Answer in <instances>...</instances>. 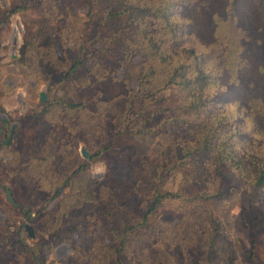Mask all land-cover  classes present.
<instances>
[{
	"label": "rangeland",
	"instance_id": "obj_1",
	"mask_svg": "<svg viewBox=\"0 0 264 264\" xmlns=\"http://www.w3.org/2000/svg\"><path fill=\"white\" fill-rule=\"evenodd\" d=\"M17 1L0 0V264H133L122 256L117 262L110 255L112 252H108L107 248L115 242L110 243L104 227L90 218L92 214L98 216L96 207L83 203L64 215L62 207L57 226L52 223L51 213L67 194L68 187L62 190V196L44 205V212L36 215L40 204L31 193L36 177L32 159L47 155L49 142L62 155H67L70 149L67 132L53 120L57 107L52 103L64 96L70 84L94 114L81 121L85 128L74 151L88 163L87 174L92 179L106 185L119 203L138 213L152 196L151 174L159 163L164 142L153 135L130 134L143 118L135 114L137 103L129 110L125 101L135 93L157 92L168 100V105L174 93L170 87H164V82L178 62H160L150 55L140 37L143 24L115 32L108 30L103 21L107 0H54L57 8L49 20L37 7L22 14H9ZM134 1L152 10L163 7L164 2ZM199 1L178 15L179 19L191 21L189 29L194 40L188 45L208 53L202 61L206 68L213 67L211 71L219 84L224 85L230 76L224 65L228 47L216 48L219 61L209 60L214 50L211 42H216L212 39V15L232 13L240 29L239 48L234 49L232 57L237 59L238 71L242 72L236 71L234 76L241 78L240 85L246 82L249 91L264 99V30L255 0ZM75 21L78 24L71 26ZM148 30L160 36L157 21H150ZM160 46L166 51L164 42ZM75 59L81 65L69 79L80 81L90 74L96 80L94 87L101 92L100 106L91 102L87 93L73 88L71 81L58 82ZM45 61L48 63L44 64ZM54 69L60 72L54 74ZM39 93L45 95L44 102L39 101ZM220 97L227 105L234 101L243 104L238 86L228 85L220 91ZM101 118L104 135L114 140V147L107 151L100 150L98 140ZM256 121L260 131H264V120ZM13 125V133L5 145ZM81 147L89 155L87 160L79 154ZM161 187L170 193L180 190L182 194L164 202L148 218V226L164 239L166 264H203L211 230L216 224L212 264H225L229 255L232 264H264L261 195L246 186L226 165L218 173L206 171L198 176L185 167L173 169L163 177ZM5 192L10 194L15 206L6 200ZM198 194L214 196L201 200ZM46 223L49 230L43 228ZM24 225L31 227L32 239L27 237Z\"/></svg>",
	"mask_w": 264,
	"mask_h": 264
},
{
	"label": "trees",
	"instance_id": "obj_2",
	"mask_svg": "<svg viewBox=\"0 0 264 264\" xmlns=\"http://www.w3.org/2000/svg\"><path fill=\"white\" fill-rule=\"evenodd\" d=\"M200 2L164 0L163 7L152 10L134 0H107L103 21L108 30L115 32L143 24L144 27L139 30L140 37L150 55L160 62H178L169 71L164 82V87H170L174 93L168 105V100L157 92L135 93L125 101L129 110L137 103L139 107L135 114L143 118L137 128L129 131L130 134L153 135L164 142L159 163L151 174L152 196L138 213L129 205L119 203L113 191L106 185L92 179L87 174L88 163L82 161L74 151V145L80 142L81 132L85 128L81 121L92 118L94 114L88 110L84 99L79 98V91L71 89L70 84L64 96L55 98L52 103L57 107L53 120L63 125L67 132V143L70 147L67 155H62L49 142L47 155L41 154L38 159H32L36 165V177L31 193L40 204L36 215L44 212V205L58 199L62 196V190L68 187L67 194L62 196L57 209L51 213L52 221L54 220L52 223L57 226V215L63 212L62 207L63 215L65 211L80 207L83 203L96 207L98 216L92 214L90 218H94L97 225L104 227V235L109 238L110 243L115 242L107 250L112 252L108 254H113L117 262L122 256L133 264H166L167 255L162 249L164 239L154 228L148 226V218L164 202L182 197L180 190L170 193L161 187L163 177L173 169L185 167L194 176H198L206 171L218 173L222 165H226L246 186L261 195L264 204V131H260L256 121L257 118L264 120V99L258 93L249 91L246 82L240 85L241 78L234 76L236 71L239 74L242 72L238 71L237 59L232 57L234 49L239 48L237 37L240 32L232 13L224 16L218 13L212 15V39L215 38L217 43L213 40L211 42L214 50L210 53L209 60L219 61L216 48L222 45L228 47L227 52H224L227 57L224 65L226 64L230 76L224 85L219 84L215 73L211 71L213 67L206 68V63L202 61L208 53L198 52L188 45L190 40H194L189 29L192 24L187 18L179 19L178 15ZM255 2L260 11V25L264 30V0ZM36 7L46 20L52 17V12L57 8L54 0H27V3L18 0L12 5L9 14H22ZM59 16L60 14L57 18ZM152 20L158 22L162 37H156L148 30ZM77 22L71 26L77 25ZM162 42L166 51L161 50ZM50 64L47 69H50ZM80 65L81 62L75 59L63 71L64 75L58 82L71 81L73 88L76 86V89L87 93L91 102L100 106L101 92L94 87L96 80L90 74H86L80 81L69 79ZM59 72L54 69V74ZM228 85L238 86L242 90L243 104L239 105L234 101L227 105L223 101L220 91L225 90ZM98 115H102L101 111ZM99 121L102 126L98 138L100 150H111L114 140L104 135V120L101 118ZM213 196L198 194L201 200ZM47 225L49 223L43 227L45 230H49ZM217 230L216 224L211 230L203 264H212L215 261L213 254ZM225 264H232L230 255L225 258Z\"/></svg>",
	"mask_w": 264,
	"mask_h": 264
},
{
	"label": "water",
	"instance_id": "obj_3",
	"mask_svg": "<svg viewBox=\"0 0 264 264\" xmlns=\"http://www.w3.org/2000/svg\"><path fill=\"white\" fill-rule=\"evenodd\" d=\"M45 95L43 94V93H39V101L40 102H44L45 101ZM13 129H14V125L11 127V129H10V133H9V135H8V137H7V140L5 141V145H7L8 144V141L10 140V137H11V135H12V133H13ZM79 154H80V156L83 158V159H85V160H87L88 158H89V155H88V153L84 150V148L83 147H81L80 149H79ZM5 197H6V200L9 202V203H11L12 205H16L14 202H13V200L11 199V196H10V194L8 193V192H5ZM24 230H25V232H26V235H27V237L28 238H33V233H32V229H31V227L30 226H28V225H24Z\"/></svg>",
	"mask_w": 264,
	"mask_h": 264
}]
</instances>
